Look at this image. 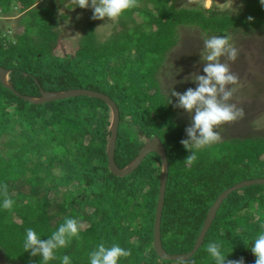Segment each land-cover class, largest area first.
Returning <instances> with one entry per match:
<instances>
[{
	"label": "trees",
	"instance_id": "1",
	"mask_svg": "<svg viewBox=\"0 0 264 264\" xmlns=\"http://www.w3.org/2000/svg\"><path fill=\"white\" fill-rule=\"evenodd\" d=\"M37 2L0 0L2 17L22 14L13 37L0 28V67L9 72L14 88L5 87L0 78V148L16 150L11 157L0 152V185L15 200L11 209H0V249L7 260L39 264V257L24 250L26 229L47 239L66 218H74L82 225L79 239L57 250L49 264H60L64 255L72 264H88L100 243L128 250L120 264H214L207 251L212 243L222 246L229 261L255 264L251 245L243 240L264 231V185L244 188L224 201L190 260L165 261L154 247L160 157L150 154L130 176H114L107 157L113 111L105 102L77 97L35 105L23 96L40 99L42 92L82 88L79 82L88 68L97 65L104 74L105 95L121 109L116 165L127 168L154 138L166 147L170 173L162 245L168 254H187L224 191L264 178V137L217 142L187 163L192 153L181 143L188 138L185 128L157 76L177 47L181 27L198 28L209 37L227 35L230 44L239 34L264 35L260 0H244L236 12L202 5L179 8L177 0H135L105 41L98 39L90 21L82 32L90 40L82 42L81 37L74 57L56 55L62 44L59 20L51 6L33 8Z\"/></svg>",
	"mask_w": 264,
	"mask_h": 264
},
{
	"label": "rangeland",
	"instance_id": "2",
	"mask_svg": "<svg viewBox=\"0 0 264 264\" xmlns=\"http://www.w3.org/2000/svg\"><path fill=\"white\" fill-rule=\"evenodd\" d=\"M243 1L244 0H177V6L179 8H192L202 5L204 8L215 7L223 11L236 12L240 8H243ZM46 6L52 7L59 20L58 30L61 32L62 44H60L56 50L57 56L74 57V54L80 47L79 43L81 37L82 42L90 40V37L84 40L86 33L84 35L82 34L83 30L89 26L90 21L95 24V32L100 41L109 39L115 29L120 26L118 25L120 23L119 18L114 21L108 20L107 18L105 20H95L92 18L93 11L91 8L82 9L77 7L73 9L75 5L72 3V0H38L33 8H42ZM21 16L22 14L18 12H15L10 17H2L0 15V28L5 34L13 37L17 25L22 18ZM207 38L210 37L198 28L186 26L179 28V41L177 47L169 53L166 63H164L157 76L160 81L162 92L167 96L170 102L171 100L173 101L171 105L176 111L175 116L184 126L185 130L191 125L192 115L175 106L176 98L172 96V93L174 90L183 93L188 88L196 87L192 79L198 74H203L205 65L201 61L200 55L204 52V40ZM231 42V45L239 50L238 59L235 62H231L227 58L222 57L221 62L227 64L230 70L238 77L237 84L230 86L235 89L230 103H234L237 108H242L244 116L236 121L221 125L219 128L220 139L217 142L232 139L264 137V35L255 34L246 37L239 34L236 37H231ZM85 75H87V77L82 78L79 82L82 88L76 86L72 89H85L104 93V74L100 73L97 65L92 64ZM96 83L98 85H96ZM120 127L122 129V126ZM89 141V138H87L86 144H88ZM143 141L146 142L145 139ZM0 152L11 157L16 150L11 149L5 151L0 148ZM55 169L57 168L52 169L53 173ZM76 188V186L72 187L73 190ZM14 194L18 195L17 192ZM256 213L260 214V211H256ZM16 219L19 221L18 218ZM0 264L20 263L7 260L4 252L0 249Z\"/></svg>",
	"mask_w": 264,
	"mask_h": 264
},
{
	"label": "clouds",
	"instance_id": "3",
	"mask_svg": "<svg viewBox=\"0 0 264 264\" xmlns=\"http://www.w3.org/2000/svg\"><path fill=\"white\" fill-rule=\"evenodd\" d=\"M75 8H91L95 20H117L135 6V0H72ZM264 5V0H260ZM239 50L230 44L227 35L212 36L204 40V52L200 55L204 63L203 74L192 79L195 88H188L180 93L173 91L175 106L192 115L191 125L186 128L187 139L181 141L185 149L192 154L185 160L191 164L196 160L197 151L211 147L220 139L221 125L236 121L244 116L242 108L230 103L235 89L233 85L238 77L229 66L221 62L225 57L231 62L238 59ZM9 74V72H8ZM8 78V76H7ZM8 82V79H7ZM41 99V98H40ZM173 103L171 100L170 104ZM0 209L9 210L15 200L7 194V186L0 185ZM264 228V225L261 226ZM82 225L74 218H66L47 239H42L34 229H26L23 247L32 257H39V264H49L56 259L57 250L66 247L73 238L79 239ZM245 246L251 245V252L256 257L255 264H264V231L251 240H243ZM208 253L214 264H245L243 259L229 261L222 246L218 243L208 245ZM128 250L119 245L106 247L100 243L90 253L88 264H120L122 257H127ZM60 264H72V258L64 255Z\"/></svg>",
	"mask_w": 264,
	"mask_h": 264
},
{
	"label": "water",
	"instance_id": "4",
	"mask_svg": "<svg viewBox=\"0 0 264 264\" xmlns=\"http://www.w3.org/2000/svg\"><path fill=\"white\" fill-rule=\"evenodd\" d=\"M8 71L0 67V78L2 84L14 91V88L7 82ZM77 97H93L105 102L113 111V123L111 127V138L107 150L108 157V166L110 172L117 177H127L130 174L134 173L144 162V160L150 154H157L160 157L162 163V178L160 182V192L158 197V203L156 208V216L154 223V247L157 255L165 261H174V262H186L190 260L204 244L205 238L211 229L217 213L221 208L224 201L234 192L240 191L244 188L251 186H261L264 185V178L247 180L240 182L233 187L224 191L215 201L214 205L210 209L208 216L205 220L204 226L200 232V235L196 241V244L193 250L187 254H178L171 255L168 254L162 245L161 239V226H162V217L165 207V199L167 193V185L169 180L170 165L168 162L166 147L162 144L159 138L152 139L145 147L141 150L136 159L125 169H120L115 162L116 154V145L119 135V126H120V110L117 104L114 103L107 95L95 91L85 90V89H72L66 92L54 93V92H42L41 99H33L30 97L23 96L24 100L34 103L35 105H41L46 103H51L59 100H66Z\"/></svg>",
	"mask_w": 264,
	"mask_h": 264
}]
</instances>
